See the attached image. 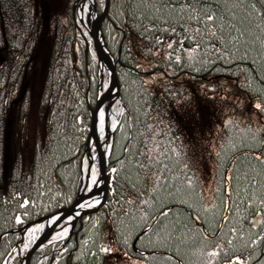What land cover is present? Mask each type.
<instances>
[{"label": "trees", "instance_id": "obj_1", "mask_svg": "<svg viewBox=\"0 0 264 264\" xmlns=\"http://www.w3.org/2000/svg\"><path fill=\"white\" fill-rule=\"evenodd\" d=\"M48 1L0 0V264L20 228L74 203L87 165L98 57L79 0ZM101 34L119 88L106 200L29 264H264V0H109ZM41 38L46 128L27 150Z\"/></svg>", "mask_w": 264, "mask_h": 264}, {"label": "water", "instance_id": "obj_2", "mask_svg": "<svg viewBox=\"0 0 264 264\" xmlns=\"http://www.w3.org/2000/svg\"><path fill=\"white\" fill-rule=\"evenodd\" d=\"M82 2L85 0H81ZM108 7H109V0H105V6L100 15H97L94 11L93 4V12L95 15L93 26L91 29L88 30L92 44L94 47V50L98 57V62L100 68L105 67V69L108 72L109 75V86L107 90H105L104 93L97 96L95 107L91 109V126L89 130V136L86 143V158H87V165H86V172H87V178L91 172V168L93 166V160L90 154V145L91 140L94 143L96 152H97V161H98V167L101 174V179L99 181V184L96 185L94 188H92L88 193H85V188L81 189L80 193L78 194L76 200L74 203L67 208H61L58 211H56L54 214L42 217L37 219L36 221H33L29 224L24 225L22 228H20V242L18 245L10 252V254L7 256L4 264H6L8 258L16 251L19 250L20 243L23 240V237L26 233V231L34 227L36 225H42L44 223L49 224L50 226L47 227L40 236L33 242L32 246L30 248H27L25 255L21 258L20 264H29L30 259L32 255L40 249L56 232V228L59 224L65 223V219L68 218L71 215L75 216V219L72 221L71 225V231L73 230V227L75 226V223L80 221L84 216L94 213L98 211L104 204L108 192V183H109V173L107 170V153L106 148L108 146L109 137L111 135V131L108 126V117L111 113V106L115 99L119 96L118 93V80L115 73V64L113 61V58L108 53L106 46L104 44L102 34H101V24L105 17L108 15ZM77 5L74 6V12L76 11ZM81 14V13H80ZM82 19V15H81ZM100 47H102L107 55V59H104L100 54ZM90 49V44L87 41L86 43V54L88 50ZM102 76H100V84L102 85ZM101 86H99V90H101ZM107 102V103H106ZM104 103H106V110H105V124L109 129L108 138L106 140V147L102 146V143L100 142L99 137L96 134V129L99 127V111L104 106ZM99 193H102V196L100 198V201L98 204L93 205L90 208H83L84 204L88 201L94 199L98 196Z\"/></svg>", "mask_w": 264, "mask_h": 264}, {"label": "rangeland", "instance_id": "obj_3", "mask_svg": "<svg viewBox=\"0 0 264 264\" xmlns=\"http://www.w3.org/2000/svg\"><path fill=\"white\" fill-rule=\"evenodd\" d=\"M43 1L47 2V0H43ZM49 1L51 2V5L53 4L55 7L58 6L57 5L58 2L56 0H49ZM82 4H85L83 11L81 9ZM92 4H93L94 11L97 14L94 0H92ZM86 6H89L88 1L85 0L82 2L81 0H79L75 14H76V17H77L80 25L89 34L88 30L86 29L87 23H88V10L86 9ZM81 15L83 16L82 19H81ZM89 36H90V34H89ZM88 42L90 44V49H91V47L93 46L91 37H90V40H88ZM36 54H37V57H36V61H35L33 72H32V78L30 80L31 93H32V96L34 98V108L32 110V113H31L29 121H28L27 141L25 144V148L27 150H31L33 139H34L35 135H37L39 137L45 135V128H46L45 121L46 120L42 114L38 113V109H37L38 97H39L40 90L42 87L43 77H44V73L46 70V62H47V58H48L47 42L45 41V39L41 38L38 41ZM1 59H2V56L0 54V60ZM98 68L101 72L100 76H102V82H101L102 85L100 83H98V95H100V94L104 93L105 90H107V88L109 86V75H108V80H107L106 84L103 86V71L105 70L107 72V70L105 69V67L100 68L99 62H98ZM107 74H108V72H107ZM99 86L102 87L101 90H99ZM106 103H104V106L99 111V129L101 131V133L99 135L100 136L99 139H100V142L102 143V146H104V147H106V140L108 138V133H109V129H110V128L108 129V127L105 124ZM13 130L17 131V125L15 126V128L13 127V129L10 131V133ZM192 130L195 132V130H196L195 125H194V128ZM192 130H191V132H192ZM90 154H91V157L93 160V166L91 168V172H90L88 178H87L86 170L84 171L82 189L85 188V193H88L92 188H94L96 185H98L99 181L101 179L99 167H97L98 171L95 170V168H96L94 165L95 158H96L97 166H98V161H97V152H96V149H95V146H94V143L92 140H91V145H90ZM203 186H204V190L206 192H208L211 188V166L207 162L203 165ZM101 196H102V193H99L97 197L92 199L93 201L96 202L95 204L99 203ZM74 219H75L74 215H71L68 218H66L64 221L66 223V226L70 225ZM61 224H64V223H61ZM61 224H59L57 226V228ZM49 226H50L49 224L44 223L42 225H36L34 227L29 228L26 231V233L23 237V240L20 243V247H19L18 251H22V250L26 251L27 248H30L32 246L33 242L40 236L41 232L44 231ZM57 228H56V231H57ZM64 228H62V229H64ZM227 264H241V262L238 259H236V260L229 262Z\"/></svg>", "mask_w": 264, "mask_h": 264}, {"label": "bare ground", "instance_id": "obj_4", "mask_svg": "<svg viewBox=\"0 0 264 264\" xmlns=\"http://www.w3.org/2000/svg\"><path fill=\"white\" fill-rule=\"evenodd\" d=\"M86 1H88L89 2V6H86V9L88 10V23H87V28L88 29H91L92 28V26H93V22H94V18H95V15H94V12H93V8H92V0H86ZM85 4H82L81 5V9H82V11L84 10V6ZM83 17V16H82ZM100 54H101V56L104 58V59H107V55H106V53H105V51H104V49L102 48V47H100ZM101 110V109H100ZM99 126V125H98ZM100 133H101V131H100V129H99V127L96 129V134H97V136L98 137H100L99 135H100ZM95 201H93V200H90V201H88L84 206H83V208H90V207H92L93 205H95Z\"/></svg>", "mask_w": 264, "mask_h": 264}, {"label": "snow or ice", "instance_id": "obj_5", "mask_svg": "<svg viewBox=\"0 0 264 264\" xmlns=\"http://www.w3.org/2000/svg\"><path fill=\"white\" fill-rule=\"evenodd\" d=\"M209 19H211V17H209ZM257 107H259V105H257ZM212 255H215V253H212Z\"/></svg>", "mask_w": 264, "mask_h": 264}, {"label": "flooded vegetation", "instance_id": "obj_6", "mask_svg": "<svg viewBox=\"0 0 264 264\" xmlns=\"http://www.w3.org/2000/svg\"><path fill=\"white\" fill-rule=\"evenodd\" d=\"M85 204H86V203H85ZM85 204H84V205H85ZM57 229H58V228H57ZM41 233H42V232H41ZM54 234H55V233H54Z\"/></svg>", "mask_w": 264, "mask_h": 264}]
</instances>
